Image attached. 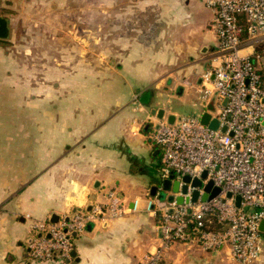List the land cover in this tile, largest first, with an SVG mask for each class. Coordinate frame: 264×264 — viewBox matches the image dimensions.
I'll use <instances>...</instances> for the list:
<instances>
[{"label": "crops", "instance_id": "obj_1", "mask_svg": "<svg viewBox=\"0 0 264 264\" xmlns=\"http://www.w3.org/2000/svg\"><path fill=\"white\" fill-rule=\"evenodd\" d=\"M97 8L104 10V33H97L95 20L90 38H104L110 60L101 70L104 80L97 81L96 65L66 72L57 63L62 77L55 96L48 82L40 83L39 96L31 84L0 82V91L8 92L0 94V264H58L31 259L32 223L89 211L109 189L122 199L121 214L89 223L74 237V255L65 264H143L158 245L156 218L146 204L164 181L160 152L148 139L150 122L181 115L166 107L175 97L186 99L190 114L201 111L191 84L215 47L213 10L200 0H104ZM3 43L0 80L17 73L16 66L5 68L11 50ZM66 74L72 76L65 81ZM176 248L165 264L182 254ZM189 250L181 264H202L220 253ZM252 264H264V239Z\"/></svg>", "mask_w": 264, "mask_h": 264}, {"label": "built area", "instance_id": "obj_2", "mask_svg": "<svg viewBox=\"0 0 264 264\" xmlns=\"http://www.w3.org/2000/svg\"><path fill=\"white\" fill-rule=\"evenodd\" d=\"M202 1L213 10L210 28L216 41L208 68L191 84L201 111L150 122L148 139L160 152L157 171L170 184L147 197L159 242L143 264H163L166 252L181 244L225 249L237 264L254 263L263 248L264 0ZM202 113L208 114L207 123L201 122ZM212 121L215 128L209 126ZM195 179L199 185L192 183ZM214 188L219 189L215 195L202 198ZM121 212L120 195L109 189L105 201L89 211L74 210L54 222L38 220L31 225L29 255L33 261L65 264L75 236L89 223Z\"/></svg>", "mask_w": 264, "mask_h": 264}, {"label": "rangeland", "instance_id": "obj_3", "mask_svg": "<svg viewBox=\"0 0 264 264\" xmlns=\"http://www.w3.org/2000/svg\"><path fill=\"white\" fill-rule=\"evenodd\" d=\"M103 2L104 0H0V15L8 19L9 27V34L2 39V45L11 50V57L6 58L4 65L5 68L16 66L17 69L11 79L5 73L0 82L15 81L23 86L31 84L34 96L41 93L38 89L40 83L48 82L49 92L55 96L56 81H60L62 77V69H57V63L64 65L66 72H71L72 67L77 65H96L97 81L104 80L105 75L101 70L110 61L105 56L104 38L98 35L96 42L90 38L91 32L94 35L95 28L90 23L95 20L97 33H104V10L95 9L96 6H103ZM77 75L78 73L74 76ZM65 76L66 81L72 74ZM3 93L7 97L8 92L0 91L1 95ZM166 107L181 115H189L191 112V107L184 98L175 97L166 103ZM176 247L175 245L174 248ZM179 247L176 251L182 254L176 255L174 264H181L185 253L194 249L182 244ZM165 256L163 264L167 263ZM207 258L202 260V264H237L225 249L220 250V253H211Z\"/></svg>", "mask_w": 264, "mask_h": 264}, {"label": "water", "instance_id": "obj_4", "mask_svg": "<svg viewBox=\"0 0 264 264\" xmlns=\"http://www.w3.org/2000/svg\"><path fill=\"white\" fill-rule=\"evenodd\" d=\"M8 34H9L8 19H7L5 16L0 15V39L7 38ZM167 119H168L169 122H171L172 119H173V116L170 115V116H168ZM200 120H201L202 123H207V121H208V114H207V113H202L201 116H200ZM216 125H217V124H216V121H212L211 123H209V126H210L211 128H215ZM222 130H225V128L223 127ZM183 179H184V181H188V180H189V178H188L187 176H185ZM192 183H193L194 185H199V184H200L199 180H196V179L193 180ZM169 184H170L169 181H168V180H165V181L163 182V186H164V188H168ZM210 186H211V182H208V183L206 184V186H205V191H208V190L210 189ZM176 187H177V183L174 182V183L172 184V188L175 190ZM184 189H185V188L183 187V190H184ZM155 190H156V186H152L151 189H150V195H153L154 192H155ZM218 191H219L218 188H214V189L210 192V194H209L208 196H207L206 194H203V195H202V198L211 197V196L215 195ZM160 196H162V195H160ZM196 196H197V193L194 192V193H193V196H192V199H193V200L196 199ZM226 196L229 197V196H230V193H227ZM239 200H240L239 196H236V201H235L236 205H239ZM177 201H181V198H177ZM57 219H58V216L55 215V214H53V215L51 216V218H50V221H53V222H54V221H56ZM260 229H261V230H264V221L261 222V224H260ZM70 255H71V256L74 255V251H71V252H70Z\"/></svg>", "mask_w": 264, "mask_h": 264}, {"label": "trees", "instance_id": "obj_5", "mask_svg": "<svg viewBox=\"0 0 264 264\" xmlns=\"http://www.w3.org/2000/svg\"><path fill=\"white\" fill-rule=\"evenodd\" d=\"M264 232V231H263Z\"/></svg>", "mask_w": 264, "mask_h": 264}]
</instances>
